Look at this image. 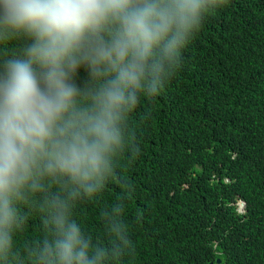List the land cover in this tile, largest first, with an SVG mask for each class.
Masks as SVG:
<instances>
[{"label": "clouds", "instance_id": "1", "mask_svg": "<svg viewBox=\"0 0 264 264\" xmlns=\"http://www.w3.org/2000/svg\"><path fill=\"white\" fill-rule=\"evenodd\" d=\"M228 2L0 0V264L135 255L134 186L122 174L141 153L133 114L162 94L183 50ZM12 42L20 46L9 54ZM151 118V109L141 115ZM109 185L120 191L100 208L103 237H94L77 209ZM33 217L38 231L27 236Z\"/></svg>", "mask_w": 264, "mask_h": 264}, {"label": "trees", "instance_id": "2", "mask_svg": "<svg viewBox=\"0 0 264 264\" xmlns=\"http://www.w3.org/2000/svg\"><path fill=\"white\" fill-rule=\"evenodd\" d=\"M181 64L133 114L141 153L122 174L134 186L126 220L136 253L125 264H264V0H229ZM119 191L109 185L77 209L86 232L103 237L100 208ZM38 227L33 217L25 234Z\"/></svg>", "mask_w": 264, "mask_h": 264}, {"label": "water", "instance_id": "3", "mask_svg": "<svg viewBox=\"0 0 264 264\" xmlns=\"http://www.w3.org/2000/svg\"><path fill=\"white\" fill-rule=\"evenodd\" d=\"M245 206H246L245 202H241L240 203V209H243ZM216 263H220V259L219 258L216 259ZM209 264H212V262H209Z\"/></svg>", "mask_w": 264, "mask_h": 264}]
</instances>
